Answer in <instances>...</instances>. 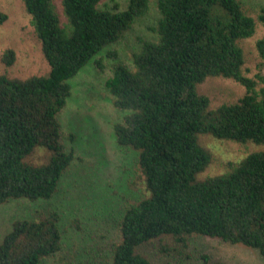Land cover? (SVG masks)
Wrapping results in <instances>:
<instances>
[{
  "label": "trees",
  "instance_id": "obj_1",
  "mask_svg": "<svg viewBox=\"0 0 264 264\" xmlns=\"http://www.w3.org/2000/svg\"><path fill=\"white\" fill-rule=\"evenodd\" d=\"M21 1L50 71L26 79L0 75V205L57 193L74 159L61 143L58 120L71 94L69 81L130 32L151 3L127 0L126 10L115 5L112 11L99 7L102 0H61L62 25L53 0ZM240 1L155 0L157 20L148 28L154 38L138 37L131 65L111 68L106 89L123 113L114 126L116 144L136 153L146 196L124 210L109 264H151L139 249L153 241L183 257L193 236L253 248L264 258V150L247 155L232 173L197 179L211 161L202 135L264 147V75L256 81L243 73L237 41L251 37L255 23ZM7 18L0 12V25ZM258 20L264 27V8ZM256 51L264 61V37ZM2 61L12 65L14 51L6 50ZM208 77L232 79L246 93L211 110L209 98L197 92ZM37 146L50 155L33 165L26 159ZM60 221L54 211L14 222L0 242V264L55 257L63 245ZM201 264L222 263L203 255Z\"/></svg>",
  "mask_w": 264,
  "mask_h": 264
},
{
  "label": "rangeland",
  "instance_id": "obj_2",
  "mask_svg": "<svg viewBox=\"0 0 264 264\" xmlns=\"http://www.w3.org/2000/svg\"><path fill=\"white\" fill-rule=\"evenodd\" d=\"M60 2L53 0V5L63 25L67 21ZM240 5L243 13L255 23L254 34L237 41L245 61L243 73L258 81L257 74L264 75V61L256 51V42L264 37V27L258 20L264 0H241ZM99 7L124 11L127 0H102ZM0 12L8 17L0 25V75L17 79L47 75L50 68L23 2L0 0ZM156 20L155 0H151L150 10L138 19L130 32L117 43L106 46L69 81L71 94L58 120L61 143L67 150L74 151V159L61 177L57 193L49 200L17 199L0 205V242L14 222L36 220L55 211L61 216L62 250L42 264H109L108 248L119 239L117 226L124 210L143 199L146 192L136 153L116 144L114 126L120 123L123 113L114 108L106 81L114 65H131V55L139 48L138 37L154 38L148 28L154 26ZM8 49L15 53V61L10 66L2 61ZM197 92L209 98V109L213 110L238 102L246 90L232 79L208 77L197 86ZM200 143L209 152L211 161L208 168L198 174V180L232 173L247 155L264 150L251 142L238 144L210 135L200 136ZM49 155L44 147L37 146L26 160L40 165L48 161ZM161 245L164 241H153L139 251L151 264H201L203 255L222 264H264V258L256 249L202 236L189 239L183 257L163 252Z\"/></svg>",
  "mask_w": 264,
  "mask_h": 264
}]
</instances>
